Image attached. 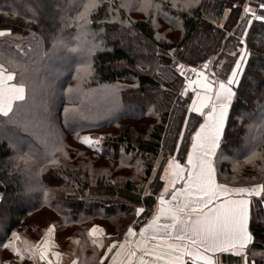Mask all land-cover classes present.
Here are the masks:
<instances>
[{"label":"trees","instance_id":"trees-1","mask_svg":"<svg viewBox=\"0 0 264 264\" xmlns=\"http://www.w3.org/2000/svg\"><path fill=\"white\" fill-rule=\"evenodd\" d=\"M85 2L53 0L51 11L48 0L39 22L28 23L35 0H0V27L12 30V35L0 37V62L9 70H13L9 58L23 65L25 70H16L13 82L27 86L25 100L13 101L12 119L18 123L7 125L0 134V260L4 245L12 239L11 233L18 231L25 220L39 216L48 221L45 208L63 220L61 236L80 237L82 261L85 255L93 258L87 264L98 262L94 252L97 247L87 234L93 225L101 226L106 235L116 240L122 238L130 224L138 232L155 210L156 196L164 185L159 176L168 157L185 164L191 134L203 120L195 119L198 114L188 111L194 91L189 88L180 96L184 79L170 67L172 57L167 53L176 49V59L197 68L215 57L217 64L225 61L221 72H230L235 63L230 53L238 55L234 46L238 45L240 33H232L245 26L236 23L245 0H199L190 9L183 7L182 0H160L162 12L173 21L182 22V27L170 24L162 14H156L153 26L152 12L139 10L138 3L123 9L119 7L122 0H105L89 14L86 36L73 20ZM248 2L264 15V10L258 9L264 0ZM232 4L241 7L232 9ZM57 5L63 10L58 11ZM110 6L113 15H106ZM226 8L231 11L225 19ZM133 12L143 14L132 16ZM45 14L52 16L45 19ZM125 17L135 23L122 26ZM166 28L176 31L177 36L160 31ZM93 34L104 43L89 53ZM54 35L66 46L58 47L52 54L49 50ZM246 43L253 56L226 121L222 143L227 146V155L221 152L214 158L217 182L229 187L264 182V119L260 112L264 105V22H253ZM116 85L120 87L113 94ZM70 88L72 91H66ZM131 106L135 107L136 116L128 114ZM149 106H154L158 115L146 114ZM66 107L78 111L66 118ZM240 111L250 112L251 116L240 121ZM185 116L189 117L187 127ZM23 124H27V131L21 129ZM249 124L253 126L247 127ZM180 128L185 130L183 138ZM83 135H103L104 140L98 145L103 151L81 143L77 136ZM54 142L62 143L68 154L65 159L56 152L60 163L55 166L48 163ZM122 146L132 156H125V165L118 167ZM24 153L31 154L27 165L17 159ZM252 153L257 155L249 160ZM159 155L162 158L154 175L153 166ZM137 159L144 161L140 173L136 172ZM101 169L107 170V175L101 174ZM149 177L152 194L141 200L145 190L137 185L148 183ZM113 180L115 184L111 183ZM41 184L54 190L48 203L43 202ZM28 186L34 188L33 193L21 196ZM256 199L253 198L251 230L259 245L264 243V208L257 207ZM137 206L147 211L137 217ZM186 264L191 261L186 260ZM231 264L238 262L233 260Z\"/></svg>","mask_w":264,"mask_h":264},{"label":"snow or ice","instance_id":"snow-or-ice-1","mask_svg":"<svg viewBox=\"0 0 264 264\" xmlns=\"http://www.w3.org/2000/svg\"><path fill=\"white\" fill-rule=\"evenodd\" d=\"M47 2L48 0H35L34 7L30 9L32 15L27 20L28 23L39 22ZM104 2L105 0H86L73 18L77 26L81 28L83 35H88L85 30L90 23L89 14ZM137 3L139 10L146 14L152 12L153 26H156V14H162L165 19L169 20L170 24L182 27V22L173 21L167 13L162 12L160 0H122L119 7L130 9L135 7ZM182 3L185 9H190L196 6L199 0H182ZM240 7V4L231 5L232 9ZM258 9L264 10V2L258 4ZM57 10L62 11L63 9L57 5ZM230 11V8L224 9L225 19L229 16ZM106 15H113L111 6ZM254 21L264 22V15L258 14L257 8L252 7L251 3L245 0L240 11V18L236 20L237 24H244L245 26L239 30L234 29L232 33L233 35L237 32L240 34L238 45L234 46L238 48V55L236 52L230 53L235 60V63L230 66V72H221L220 70L226 67L225 61H220L217 64L214 62L215 57L205 60L200 68L183 63L174 64L176 72L184 77V88L180 91V96L183 97L189 87H192L195 95L192 96L191 103L188 105V111L198 114L195 119L203 117V120L191 134V145L187 151L186 163L182 165L171 156L168 158L165 173L171 179L169 181L165 174H160L159 179L165 181V184L156 196L155 210L152 212L151 218L139 228V233H136L130 224L124 232L122 240H113L107 245L104 255L99 257L101 262L104 261L105 257L111 256L107 264H186V260H190L191 264H231L233 260L237 261L238 264H264V243L257 245L256 235L251 230V222L254 219L253 198H257L256 205L258 208H264V182L252 183L248 186L229 187L227 184L217 182L214 167L216 156L220 155L221 152L227 155V146L222 143L225 137L226 121L230 118L231 110L235 107L243 83V75L253 56L246 39ZM107 22L105 21V23ZM133 23L135 22L127 17L121 20L122 26ZM212 23L215 24L216 20L213 19ZM219 26L224 27V24L220 23ZM10 35H12L10 28L0 27V37ZM156 35L158 39L161 38L159 34ZM103 43V40H97L93 34L88 49L89 53ZM52 45L49 50L52 54L56 52L58 47L66 46L65 42L55 35L52 39ZM72 50L75 51L76 49L73 48ZM176 54V49H170L167 53L173 61H175ZM157 55H159L158 51ZM8 63L13 70H9L3 62H0V116L4 118L0 120V134L4 133L7 125L18 123L12 119L13 101H24L26 98L27 86L23 82H12L17 75L16 70L23 72L24 66L11 58H9ZM189 73H194L195 79L190 78ZM222 76H226V78H221ZM119 87V85L113 87V94ZM163 87L164 85L161 84V88ZM66 91H72V89ZM76 111L78 109L75 107H66V118L67 114ZM260 112L262 119H264V105L260 106ZM128 114L137 115L134 106L129 108ZM146 114L158 115L154 106H149ZM245 116H251V113L243 111L237 113V119L240 121ZM188 121L189 117L185 116V127L188 126ZM252 126L249 124L247 127L251 128ZM20 127L23 131L28 130L27 124L20 125ZM165 127L168 126L165 125ZM179 133L180 137L183 138L185 136L184 128H180ZM77 139L94 151H103L102 147H98L104 140L103 135H83L77 136ZM176 143L179 146V140ZM50 147L52 158L48 160L49 164L59 165L60 161L54 155L56 152L61 153L65 159L68 158L62 143L54 142ZM120 151L121 161L117 165L118 167L125 165V156H132V153L126 152L123 146ZM256 155V153H252L248 159L251 160ZM30 158V153H24L17 157L18 160L24 161L25 165ZM135 163L136 172L140 173L144 161L137 159ZM89 174L91 175V169ZM101 174L107 175V170L101 169ZM153 174H156L155 165L153 166ZM177 181L183 184L182 188L177 186ZM111 183L115 184L116 181L113 180ZM150 185L151 177L148 178V183L137 185V188L143 187L145 190L141 200L145 196H151ZM39 188L43 193V202L48 203L54 196V190L44 187L42 184L39 185ZM169 189H171L170 195L166 197L165 193ZM33 191L34 188L28 186L23 190L21 196L27 197ZM146 211L147 209L143 206L135 207L137 217ZM54 230L55 225L49 224L39 241L23 248L17 247L16 241L20 237L18 233L13 231L11 233L12 239H9L4 246L10 248L21 261L27 255L28 259L33 260L36 264L38 256L40 262L53 264V258H59L63 255L58 251H51L54 247V241L49 239V236ZM87 234L92 245L103 247L105 231L101 226L93 225L87 230ZM261 240L264 241V237H261ZM49 252H51V257ZM71 264H77V260L73 259Z\"/></svg>","mask_w":264,"mask_h":264},{"label":"crops","instance_id":"crops-1","mask_svg":"<svg viewBox=\"0 0 264 264\" xmlns=\"http://www.w3.org/2000/svg\"><path fill=\"white\" fill-rule=\"evenodd\" d=\"M190 89H192V88H190ZM194 95H195V91H194ZM186 159H187V157H186ZM167 164H168V159H167L166 165ZM162 174H165L166 175V179H168L170 181L171 178L168 176V174L165 173V167L163 169ZM163 182L165 184V181H163ZM177 186L182 188L183 184L180 183L179 181H177ZM163 188H164V185H163L162 189ZM170 191H171V189H169V191L165 193L166 197L170 195ZM48 224L49 223H47L45 227L43 225H41V227L38 228V230H36V229L33 230L31 232V235H27V234H25V235L23 234L22 235L18 231L20 239L16 241L17 247L23 248V247H25L27 245L35 244L44 235V230L47 228ZM34 231H36V232H34ZM136 233H139V231L136 232ZM105 238H109L108 239L109 240L108 243H104V239ZM123 238H124V235L122 236V238L120 240H122ZM49 239L54 241V247L52 248L51 251H58V252L63 254L59 258H53V264H71V261L73 259L77 260V264H80V262L82 263V256H81L82 240L76 234H71V235L67 236L65 238V241H63V243H61L60 242V236H56V231L54 230V232L52 234H50ZM113 240H116V239L114 237H112V235H106V234L104 235V237H103V247H97V252L99 254V257L104 255V251L107 248V245L110 244ZM116 241H119V240H116ZM7 249L9 250L10 248H7ZM7 251H6L5 255H4V257H7ZM10 252L13 253L12 251H10ZM49 256L51 257V252H49ZM110 259H111V256L105 257L103 262H101L100 259H99L97 264H107V262ZM7 264H9V263H7ZM20 264H34V262H33V260L28 259L27 255H26L24 260L20 261ZM36 264H46V262H40L39 261V257L37 256Z\"/></svg>","mask_w":264,"mask_h":264},{"label":"rangeland","instance_id":"rangeland-1","mask_svg":"<svg viewBox=\"0 0 264 264\" xmlns=\"http://www.w3.org/2000/svg\"><path fill=\"white\" fill-rule=\"evenodd\" d=\"M50 2H51V7L49 8V9H51V11L53 10V0H49ZM50 12V11H49ZM140 14H143V12H133V14H132V16H137V15H140ZM52 15H50V14H45V19H49V17H51ZM55 20H56V18H55ZM160 31H162L163 32V34H166V33H168V34H170L171 36H173V37H176L177 36V32L176 31H172V29L171 28H166V29H161ZM176 59V58H175ZM171 60H172V58H171ZM171 60H170V62H169V64L171 63ZM178 60V59H177ZM258 65V64H257ZM260 65V64H259ZM171 67V66H170ZM184 79V78H183ZM13 82V81H12ZM189 88H192V87H189ZM87 106V105H86ZM86 134H88V133H86ZM161 158H162V156L161 155H159V157H158V159L156 160V163H155V165H156V169H157V166L159 165V163H160V160H161ZM44 213H45V215L49 218H47L48 219V221H46V220H42L39 216H37V217H29L27 220H25L24 222H23V224L21 225V227L19 228V232L23 235H25V234H27V235H31V232L33 231V230H38V228H40L41 227V225H43L44 227L46 226V224L47 223H49V224H54L55 225V231H56V236H60V242L61 243H63V241H65V237L66 236H61L60 235V228L63 226V220L60 218V217H58L55 213H53V212H51V211H49V210H47V208H45V210H44ZM43 223V224H42ZM48 224V225H49ZM18 231H16V233H18ZM34 232H36V231H34ZM66 234H67V231H66ZM7 248H5V250H4V253H3V255H2V257H1V260H0V263H2V262H7V263H9V264H20V261L21 260H19V258L17 257V256H15L13 253H11L10 251H12V250H8ZM6 251H7V257H4V255H5V253H6ZM95 252V257H96V259H95V261L96 260H99V255L97 254V251H94ZM90 259H93L91 256H87V255H85V257H84V259H83V261H82V263L81 264H87L88 262H90Z\"/></svg>","mask_w":264,"mask_h":264},{"label":"built area","instance_id":"built-area-1","mask_svg":"<svg viewBox=\"0 0 264 264\" xmlns=\"http://www.w3.org/2000/svg\"><path fill=\"white\" fill-rule=\"evenodd\" d=\"M175 63H182L179 60L175 59V61H173V59L171 60L170 66L173 70H175L174 64ZM184 64V63H183ZM186 65V64H185ZM176 71V70H175ZM190 78L194 79L195 78V74L194 73H189L188 74ZM184 78V77H183Z\"/></svg>","mask_w":264,"mask_h":264}]
</instances>
